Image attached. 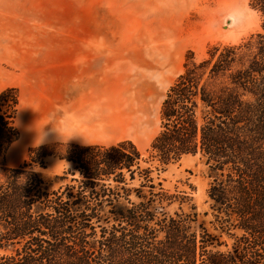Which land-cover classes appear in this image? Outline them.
Instances as JSON below:
<instances>
[{"label":"trees","instance_id":"16d2710c","mask_svg":"<svg viewBox=\"0 0 264 264\" xmlns=\"http://www.w3.org/2000/svg\"><path fill=\"white\" fill-rule=\"evenodd\" d=\"M250 6L260 32L214 46L199 62L187 58L162 101L148 158L129 140L56 144V156L73 166L56 177L68 173L71 184L57 190L35 169L44 168V146L0 168V250L9 251L0 264H264V0ZM17 110L15 89L1 91L0 154L19 136ZM188 155L207 165L210 213L239 232L231 251L194 229L188 194L159 181Z\"/></svg>","mask_w":264,"mask_h":264},{"label":"rangeland","instance_id":"374dc122","mask_svg":"<svg viewBox=\"0 0 264 264\" xmlns=\"http://www.w3.org/2000/svg\"><path fill=\"white\" fill-rule=\"evenodd\" d=\"M250 2L0 0V92L15 89L19 134L0 154V168L22 165L31 149L44 146V168L35 169L57 190L71 184L68 173L56 177L73 166L56 156V144L129 140L148 158L162 101L187 58L199 62L214 46L260 32ZM158 178L170 192L188 194L197 213L194 229L215 236L217 250L233 249L239 232L227 231L210 213L209 172L200 155L168 165ZM8 253L0 250V256Z\"/></svg>","mask_w":264,"mask_h":264}]
</instances>
